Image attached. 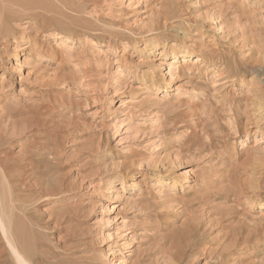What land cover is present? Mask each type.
Listing matches in <instances>:
<instances>
[{
	"label": "rangeland",
	"instance_id": "1",
	"mask_svg": "<svg viewBox=\"0 0 264 264\" xmlns=\"http://www.w3.org/2000/svg\"><path fill=\"white\" fill-rule=\"evenodd\" d=\"M0 13V195L33 264H264V0Z\"/></svg>",
	"mask_w": 264,
	"mask_h": 264
},
{
	"label": "bare ground",
	"instance_id": "2",
	"mask_svg": "<svg viewBox=\"0 0 264 264\" xmlns=\"http://www.w3.org/2000/svg\"><path fill=\"white\" fill-rule=\"evenodd\" d=\"M4 7V6H3ZM3 14V12H2ZM0 13V17H2V15ZM8 15V14H7ZM1 22V21H0ZM2 24V23H0ZM0 28L3 29L0 25ZM9 28V27H8ZM10 31V30H9ZM6 33V32H5ZM8 33V32H7ZM3 35V34H2ZM174 51V50H173ZM172 51V55H173V58H176L177 56V53L174 51ZM182 56L183 57H186L188 55V51H182ZM189 57V56H188ZM184 63V62H183ZM159 88H162L163 90H166L167 89V86L163 85V86H159ZM262 95V94H261ZM254 101V100H253ZM264 102V101H263ZM251 109L254 110V114H258L257 111H262L263 110V104L260 102V101H257V102H251ZM249 116V115H248ZM171 186L174 187L176 186V182L174 181ZM1 193V192H0ZM3 194V193H1ZM246 196V195H245ZM4 198V197H3ZM5 200H3L4 202ZM245 201V200H244ZM7 202V201H6ZM250 202H251V199H250ZM9 203V202H8ZM5 204V203H4ZM252 204V203H251ZM8 206V205H7ZM4 207V206H3ZM2 207V200H1V195H0V232L2 235L1 238H4L6 244L9 249H10V253L11 255L13 256L16 264H33L31 262V260L29 258H27V256L25 255L24 252H26V249L25 251H23V249H21V243H19L21 241H18L17 240V237L14 233V225H13V222L11 221L12 219H10V215L11 214H8L7 212H9L8 210H5L4 208ZM6 208V206H5ZM7 211V212H6ZM18 233V232H17ZM20 235V234H19ZM2 242V241H1ZM4 245V248H6V246ZM25 245V244H24ZM8 250V249H7ZM6 251V249H5ZM27 254V253H26Z\"/></svg>",
	"mask_w": 264,
	"mask_h": 264
}]
</instances>
